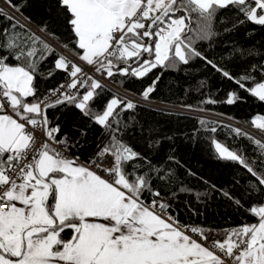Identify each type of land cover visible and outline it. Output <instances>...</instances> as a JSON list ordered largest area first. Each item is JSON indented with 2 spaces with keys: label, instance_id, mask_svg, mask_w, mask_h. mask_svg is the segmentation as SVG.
<instances>
[{
  "label": "snow or ice",
  "instance_id": "1",
  "mask_svg": "<svg viewBox=\"0 0 264 264\" xmlns=\"http://www.w3.org/2000/svg\"><path fill=\"white\" fill-rule=\"evenodd\" d=\"M5 2L13 11L0 9V264H264V140L193 116L246 102L243 94L264 103V52L227 39L264 28V0ZM28 8L42 12L38 21ZM165 72L196 100L176 105L198 124L186 138L211 133L215 158L239 166L223 179L228 187L197 176L175 149L165 153L132 115L151 106ZM251 125L264 135V115ZM218 129L251 152L218 141ZM210 191L239 223L181 222V195L204 203Z\"/></svg>",
  "mask_w": 264,
  "mask_h": 264
},
{
  "label": "trees",
  "instance_id": "2",
  "mask_svg": "<svg viewBox=\"0 0 264 264\" xmlns=\"http://www.w3.org/2000/svg\"><path fill=\"white\" fill-rule=\"evenodd\" d=\"M5 2V0H3ZM16 3L17 0H12ZM31 3V0H29ZM6 3V2H5ZM8 4V3H6ZM9 5V4H8ZM25 14H30L34 21H38L42 12L31 8L25 9ZM246 28L250 34H245V30L241 29L234 33L227 39L234 42L236 45L245 49L255 47L264 52V28L258 25H247ZM219 78L215 84L219 85ZM115 86L122 89L120 84L113 83ZM212 92L216 93V87L212 88ZM195 96V93L191 94ZM221 95H223L221 93ZM246 97V102L228 105L220 103L215 105H208L210 113L221 115L224 117H232L234 121L251 126V119L257 114L264 115V103L243 94ZM219 98V97H217ZM187 100L188 103H196L195 99L185 97L184 92L177 86L176 74H169L165 72L162 83L159 85L156 93L153 95L152 101L159 104L177 107L181 101ZM176 111H169L168 113L158 111L156 108L142 106L137 112L132 115L143 125L144 136L149 135V130H152L153 139H162V148L165 153L171 149H175V155L187 167L191 168L197 176H203L211 184H215L217 188L228 187L223 183V179L227 176L230 168L239 167L238 165H231L229 162L220 161L215 158L214 146L210 140L204 139L205 135L211 136V133L200 134V139L193 143L191 139L186 138L191 136L193 126L196 124L195 119H185L178 116ZM50 117L52 110L49 111ZM136 134L140 135V127L136 126ZM260 131V130H259ZM166 136H172V140L164 139ZM215 138L224 143L229 148L245 147L248 152H251L252 146L248 141L241 137L236 139L234 143V136H229L224 129H218ZM180 178L184 179L191 187L197 191H205L206 185L202 181L197 180L196 177H186L184 170H179ZM204 199V203H198L193 196L181 195L180 197V212L179 219L182 223H196L205 228H223L239 223V217L235 215L229 207L228 201L218 191H210V195ZM190 201L192 207L198 209L201 215L195 216L185 208V201Z\"/></svg>",
  "mask_w": 264,
  "mask_h": 264
},
{
  "label": "built area",
  "instance_id": "3",
  "mask_svg": "<svg viewBox=\"0 0 264 264\" xmlns=\"http://www.w3.org/2000/svg\"><path fill=\"white\" fill-rule=\"evenodd\" d=\"M0 8L3 9L4 11H9V9L11 8L8 4L4 3L3 1L0 0ZM69 55L70 58L74 59V57L71 56L70 53H66ZM88 71H91V68H88L87 69ZM110 87L113 89V91H116V92H122L123 90L118 88L117 86H115L114 84H112L110 82ZM144 106H147V107H152V108H168L167 106L163 105V104H159V103H156L155 101H152V104L151 106L149 105H144ZM178 112L180 111L179 108L176 109ZM197 115H203L205 116L206 118L208 119H213V120H216V121H220V122H223V123H230V124H233L234 126L236 127H239L241 128L242 130H247L243 127V125L233 121V120H229L228 118L224 117V116H221V115H216V114H213V113H210V112H206V113H193V116H197Z\"/></svg>",
  "mask_w": 264,
  "mask_h": 264
},
{
  "label": "rangeland",
  "instance_id": "4",
  "mask_svg": "<svg viewBox=\"0 0 264 264\" xmlns=\"http://www.w3.org/2000/svg\"><path fill=\"white\" fill-rule=\"evenodd\" d=\"M156 103H157V102H156ZM165 106L168 107L167 109H168L169 111H176V112H178V111L176 110L178 107L169 106V105H165ZM251 127H252V128H251ZM253 128H255V127L251 125V126H250V129H252V130H254V131H256V132L259 131L258 129L255 130L256 128H255V129H253ZM245 129H246V128H245ZM250 129H248V130L251 131L252 133L256 134L254 131H252V130H250ZM260 133H261V132H260ZM256 135H258V134H256Z\"/></svg>",
  "mask_w": 264,
  "mask_h": 264
},
{
  "label": "crops",
  "instance_id": "5",
  "mask_svg": "<svg viewBox=\"0 0 264 264\" xmlns=\"http://www.w3.org/2000/svg\"><path fill=\"white\" fill-rule=\"evenodd\" d=\"M1 1H3V0H1ZM3 2H4V1H3ZM4 3H5V2H4ZM0 9H1V8H0ZM12 11H13L12 8H10L8 12H12ZM249 127H250V126H249ZM251 128H252V127H251ZM253 129H255V128H253ZM255 130H257V129H255ZM259 134H261L260 131H259ZM261 135H262V134H261ZM262 136H264V135H262Z\"/></svg>",
  "mask_w": 264,
  "mask_h": 264
},
{
  "label": "bare ground",
  "instance_id": "6",
  "mask_svg": "<svg viewBox=\"0 0 264 264\" xmlns=\"http://www.w3.org/2000/svg\"><path fill=\"white\" fill-rule=\"evenodd\" d=\"M156 109H158V108H156ZM243 128H246V127H243ZM247 130L249 129V128H246Z\"/></svg>",
  "mask_w": 264,
  "mask_h": 264
},
{
  "label": "water",
  "instance_id": "7",
  "mask_svg": "<svg viewBox=\"0 0 264 264\" xmlns=\"http://www.w3.org/2000/svg\"><path fill=\"white\" fill-rule=\"evenodd\" d=\"M236 127V126H235ZM245 131V130H244ZM245 132H247V131H245Z\"/></svg>",
  "mask_w": 264,
  "mask_h": 264
}]
</instances>
